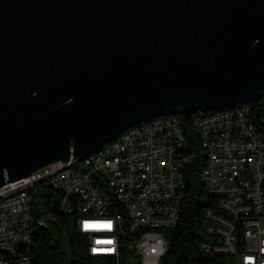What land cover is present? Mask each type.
Returning a JSON list of instances; mask_svg holds the SVG:
<instances>
[{"label":"water","instance_id":"1","mask_svg":"<svg viewBox=\"0 0 264 264\" xmlns=\"http://www.w3.org/2000/svg\"><path fill=\"white\" fill-rule=\"evenodd\" d=\"M261 98L264 0H0V186Z\"/></svg>","mask_w":264,"mask_h":264},{"label":"built area","instance_id":"2","mask_svg":"<svg viewBox=\"0 0 264 264\" xmlns=\"http://www.w3.org/2000/svg\"><path fill=\"white\" fill-rule=\"evenodd\" d=\"M188 125L203 154V188L217 206L205 209L211 240L199 247L214 257L206 264H264V98L193 115ZM195 150L177 115L159 116L81 160L0 186V264H32L33 237L55 220L45 204L49 189L61 192L59 209L74 214L91 255L162 264Z\"/></svg>","mask_w":264,"mask_h":264},{"label":"trees","instance_id":"3","mask_svg":"<svg viewBox=\"0 0 264 264\" xmlns=\"http://www.w3.org/2000/svg\"><path fill=\"white\" fill-rule=\"evenodd\" d=\"M193 115L196 114L185 112L177 115L196 150L193 162L183 170L186 192L179 223L165 230L169 247L162 264H206L214 258L199 247L201 242L211 240L206 233L209 221L205 217V209H216L217 206L215 198L205 192L200 179L204 159L198 138L188 125ZM44 197L55 220H49L47 226L33 237L29 249L32 264H112L109 256L89 253L88 239L77 230L74 214L59 209L60 191L49 189ZM34 198L37 203V198Z\"/></svg>","mask_w":264,"mask_h":264},{"label":"rangeland","instance_id":"4","mask_svg":"<svg viewBox=\"0 0 264 264\" xmlns=\"http://www.w3.org/2000/svg\"><path fill=\"white\" fill-rule=\"evenodd\" d=\"M195 114H196V115H200V114H201V115H204L205 112L200 111V112H195Z\"/></svg>","mask_w":264,"mask_h":264}]
</instances>
